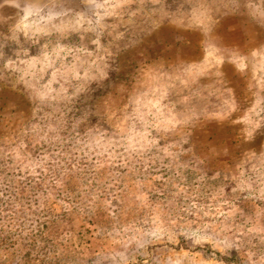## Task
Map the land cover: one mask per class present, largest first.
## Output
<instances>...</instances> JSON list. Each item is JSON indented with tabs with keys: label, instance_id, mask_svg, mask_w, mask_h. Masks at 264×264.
Returning a JSON list of instances; mask_svg holds the SVG:
<instances>
[{
	"label": "rangeland",
	"instance_id": "1",
	"mask_svg": "<svg viewBox=\"0 0 264 264\" xmlns=\"http://www.w3.org/2000/svg\"><path fill=\"white\" fill-rule=\"evenodd\" d=\"M0 264H264V0H0Z\"/></svg>",
	"mask_w": 264,
	"mask_h": 264
}]
</instances>
